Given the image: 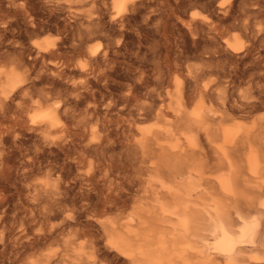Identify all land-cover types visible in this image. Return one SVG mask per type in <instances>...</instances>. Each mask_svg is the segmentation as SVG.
<instances>
[{"label": "bare ground", "instance_id": "obj_1", "mask_svg": "<svg viewBox=\"0 0 264 264\" xmlns=\"http://www.w3.org/2000/svg\"><path fill=\"white\" fill-rule=\"evenodd\" d=\"M210 1L251 32L181 20L218 92L163 0H0V264H264V0Z\"/></svg>", "mask_w": 264, "mask_h": 264}, {"label": "rangeland", "instance_id": "obj_2", "mask_svg": "<svg viewBox=\"0 0 264 264\" xmlns=\"http://www.w3.org/2000/svg\"><path fill=\"white\" fill-rule=\"evenodd\" d=\"M244 1H245L244 4L246 3L244 6H246L247 9H249V8H251V5H249V4H251V3L253 4V2L254 3L258 2L259 3L262 0H259V1L258 0H244ZM163 2L164 3L167 2V4H165L161 9L162 10L165 9L164 11L166 13L168 12L167 14H171V16H170L171 19L169 18L168 28H167L168 30L166 32L167 34H165V31L164 32L161 31L160 34L155 33L154 35H156V36L154 38L156 40H160V43L162 42L161 45H160V43H157L158 46H159L157 48H161L162 45H165V46L166 45H168V46L171 45L173 51L170 54V60L166 64H165L163 59L159 60L160 63H161L160 66L167 70L166 67L169 64L170 67H172V69L175 70V72H178L177 74H181V73L188 74L189 70H192V71H198L199 70L197 72V74H199V77H198L197 81H195L196 84H197V87H203L205 84H207L209 82L208 83L209 86L211 85L212 86L211 89L213 91H215V92L220 91V89H224L223 87L227 86V81L225 79H223V78H220L216 73H208L207 72V70H208L207 66L203 65V60L205 62V60H207L209 58V55H207L208 54L207 52L211 50V45L208 42V40L206 39V35H204L203 33H200L199 36H201V37H199V39L197 40V43L194 45L192 43L193 41H192V38L189 35V33L187 32V33L184 34V32H186V30L182 26V21H181V20H183V18L186 19V17H188L189 13L192 10H198V11L204 13L205 15H207L209 18L212 16L211 17L212 19L210 18L212 21L217 20V21H215L216 23H218V22L221 23V21H219V19L217 18V15L215 13H213V11H214L213 7H212V9H210L211 8L210 7L211 6L210 3L212 1H210V0L209 1L208 0H179V1H176L177 3L176 2L172 3V0H169V1L168 0H163ZM206 5L207 6L209 5V6L207 7ZM237 5H238V3H237ZM155 8H157L156 3H155ZM166 8H167V10H166ZM238 9H240V8L236 7L234 9V11H233L234 15L237 16L240 19H245L247 23L250 21L249 22L250 23V27L256 25V22L260 23L262 21V23H264V12L260 11L261 13L260 12L257 13L260 16V19H261V20L258 21V19H259L258 17L259 16H257V14H253L252 12H249V13L246 12V13L243 14ZM250 13H252V14H250ZM248 14H250L251 16L250 15L248 16ZM247 16H248V18H247ZM174 21L175 22L177 21V23L173 24ZM170 22H171V24H170ZM223 22L224 23H221L220 25L219 24L217 25L215 23V27L218 29V33H219L218 37H217V39H219L218 42L221 41L222 37H229V38L231 37L232 38V36L234 34L239 36L243 41H247V40H249L251 38L250 37V35H251L250 31L249 32H245L243 29L240 28V24L241 23L240 24L239 23H235L234 24V22L232 23L231 20L230 21H223ZM177 25L178 26H182L183 28L182 27L180 28ZM217 26H219V27H217ZM171 27H172L173 30L172 29L170 30ZM154 30H155V28H153V31ZM182 30H183V32H182ZM170 31H172V32H170ZM181 32H182L183 35L180 34ZM248 33H250V34H248ZM164 35H166V36L163 37ZM159 36L161 37V39L159 38ZM202 37H204V38H202ZM263 38H264V35L263 36L262 35H258L256 38H253V39L260 43V42H262L261 40ZM174 51L175 52L178 51V52L175 53ZM172 54H174V55H172ZM175 54H176V56H175ZM161 60H163L164 63ZM156 61H158V60H156ZM192 66H194V67H192ZM222 82H224V84H222ZM243 84H242V86L244 87L245 84L244 85ZM216 90H218V91H216Z\"/></svg>", "mask_w": 264, "mask_h": 264}]
</instances>
